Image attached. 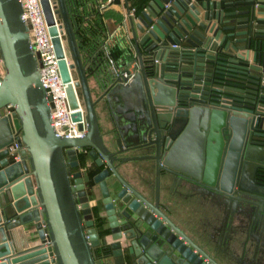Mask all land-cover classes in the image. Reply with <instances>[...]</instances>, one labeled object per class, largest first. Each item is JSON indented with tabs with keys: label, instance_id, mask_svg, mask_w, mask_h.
Masks as SVG:
<instances>
[{
	"label": "water",
	"instance_id": "water-1",
	"mask_svg": "<svg viewBox=\"0 0 264 264\" xmlns=\"http://www.w3.org/2000/svg\"><path fill=\"white\" fill-rule=\"evenodd\" d=\"M226 1L127 10L124 49L96 65L80 53L70 0H40L69 108L83 110L71 116L83 137L66 139L21 5L0 0V264H264V20ZM100 115L114 124L105 134ZM122 166L152 171L153 189ZM185 197L214 215L200 244L171 217Z\"/></svg>",
	"mask_w": 264,
	"mask_h": 264
},
{
	"label": "crops",
	"instance_id": "crops-1",
	"mask_svg": "<svg viewBox=\"0 0 264 264\" xmlns=\"http://www.w3.org/2000/svg\"><path fill=\"white\" fill-rule=\"evenodd\" d=\"M141 1V2H140ZM151 0H97L100 2V7L105 13L104 25L106 27L107 36L110 35L112 40L109 42L105 41V45L111 49H124L125 43L122 40V35H120V27L126 20L127 10H135L136 5L140 4L143 8ZM216 2V1H214ZM231 9L225 12H248L252 6L254 7V24L257 19L264 20V0H227L222 2L221 6L227 7L228 4ZM203 14V12L201 13ZM234 18H247V15L236 16ZM260 24H264V21H258ZM4 70L0 60V78L3 76ZM100 128L102 129V134L114 127V124L108 121V117H102L100 115L99 120ZM105 139V137H104ZM79 158L81 156L79 155ZM124 179H126L131 185L138 188L141 183H147L150 189L154 186V173L152 171L143 170L137 176H133L128 171V166H122L119 169ZM94 173H92L93 175ZM153 191V190H152ZM163 199L167 197L166 190L161 191ZM98 198V195L97 197ZM167 202V201H165ZM213 210V209H212ZM171 217L176 225L179 226L193 241L200 244L201 241L198 239L201 233H206L210 235L212 233V227L216 226L214 220V215H212L211 208L208 204L201 203L199 198L195 197H185L176 198L170 204ZM105 263H112V259H107L103 261Z\"/></svg>",
	"mask_w": 264,
	"mask_h": 264
},
{
	"label": "built area",
	"instance_id": "built-area-1",
	"mask_svg": "<svg viewBox=\"0 0 264 264\" xmlns=\"http://www.w3.org/2000/svg\"><path fill=\"white\" fill-rule=\"evenodd\" d=\"M18 1L22 8L21 18L28 28L30 49L36 59L41 83L48 98L51 125L55 133L61 138H82L85 131V121L82 119L81 122H73L71 116L74 113H81L83 110L81 106L76 110H70L69 108L66 85L62 82L59 74L58 60L53 49L51 37L48 33V26L44 18L40 0ZM52 1L50 0V2ZM132 15L133 10L130 12V16ZM110 40H112V37L108 36L105 41L109 42ZM79 124L83 125L82 130L78 128ZM16 138H14V141L8 147L12 162L21 161L20 150L22 146L16 141ZM100 264L110 263L102 262Z\"/></svg>",
	"mask_w": 264,
	"mask_h": 264
},
{
	"label": "trees",
	"instance_id": "trees-1",
	"mask_svg": "<svg viewBox=\"0 0 264 264\" xmlns=\"http://www.w3.org/2000/svg\"><path fill=\"white\" fill-rule=\"evenodd\" d=\"M141 2V1H140ZM143 7L136 5V14ZM70 17L78 48L85 60H91L96 65H108L116 56V49L106 48L107 36L104 25L105 13L97 0H70Z\"/></svg>",
	"mask_w": 264,
	"mask_h": 264
}]
</instances>
